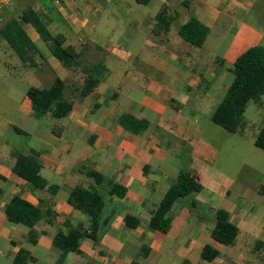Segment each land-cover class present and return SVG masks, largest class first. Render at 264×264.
<instances>
[{
    "label": "crops",
    "instance_id": "1",
    "mask_svg": "<svg viewBox=\"0 0 264 264\" xmlns=\"http://www.w3.org/2000/svg\"><path fill=\"white\" fill-rule=\"evenodd\" d=\"M35 8L49 30L63 34L66 45L82 57L76 69L65 68L35 29L24 24L43 63L33 69L21 60L10 64L28 87L20 96L3 90L0 100V264H15L21 250L33 259L26 264H264V173L248 170L244 163L230 177L220 167L217 151L232 136L241 140L252 123L245 112L227 129L212 126L234 80L229 68L253 47H264V0H151L147 5L135 0H38ZM163 9L173 17L168 33L157 22ZM192 18L209 29L201 48L179 33ZM98 63L108 73L82 98V68ZM56 78L66 83L73 110L62 119L50 113L40 117L27 90L48 89ZM255 104L261 108L263 98ZM123 114L147 120L148 130L141 135L126 131L118 124ZM31 151L42 163L41 177L58 188L56 193L37 190L14 173L19 157ZM89 170L106 181L97 184ZM181 173L199 178L203 190L174 206L169 232L155 231L152 212ZM110 182L126 188L125 197L110 196ZM76 187L105 197L102 235L99 243L85 237L80 252L61 261L54 237L92 230L89 215L69 203ZM15 195L42 212L35 240L28 226L7 218ZM193 201L199 206L193 208ZM218 209L226 210L239 229L232 246L212 237ZM128 215L140 221L137 228L127 226ZM143 246L149 249L146 256ZM206 246L219 252L211 262L202 259Z\"/></svg>",
    "mask_w": 264,
    "mask_h": 264
},
{
    "label": "trees",
    "instance_id": "2",
    "mask_svg": "<svg viewBox=\"0 0 264 264\" xmlns=\"http://www.w3.org/2000/svg\"><path fill=\"white\" fill-rule=\"evenodd\" d=\"M137 3L147 5L151 0H135ZM1 12V11H0ZM173 17L169 16L166 9L159 14L157 22L164 33H168ZM24 24L31 25L40 39L48 46L51 54L58 59L65 68L76 69L80 65L82 53L72 46L66 45V37L63 34L54 35L43 21V14L33 5H27L19 9L0 28V39L5 41L19 59L30 67H36L35 56H43L36 44L29 37L24 29ZM180 36L191 45L203 47L209 29L192 18L181 27ZM220 65L224 62L217 60ZM234 80L229 87L226 96L215 111L212 121L217 126L227 129L234 118L243 115L251 102L258 103L264 96V47L256 46L240 56L234 65L229 68ZM82 72L86 75L84 85L80 88V97L89 96L107 75L108 70L103 63L93 66H85ZM66 83L56 78L52 86L48 89L29 87L27 97L31 102L32 109L40 116L52 114L55 119L68 117L73 110L74 102L66 97ZM118 124L126 131L141 135L149 128V122L144 119H137L132 115L123 114L118 119ZM255 146L264 152V126L255 140ZM42 163L38 154L31 151L29 154L21 155L13 169L14 173L27 181L37 190L49 189L56 193V186H48V183L40 175ZM87 175L93 177L97 184L105 182V178L94 170H89ZM110 196L119 198L125 197L126 188L113 182L109 183ZM203 190V185L199 178L181 173L167 191L162 203L153 212L150 221L151 229L161 233H167L171 229L172 210L181 200L195 196ZM3 190L0 188V197ZM69 203L75 209L86 213L91 218L92 230H72L67 234L59 232L53 240V245L62 252L61 261L69 253H79L81 241L85 237L92 238L95 243L101 239L100 219L106 206L105 197L99 192H91L82 187H76L70 192ZM191 206L196 208L199 204L193 201ZM6 215L9 222L14 224H24L31 229V239L35 240L36 233L34 227L42 218L41 210L24 200L20 195H15L6 208ZM216 226L212 232L215 241L232 246L238 236L239 229L230 221L229 213L224 209L215 212ZM126 224L129 228H137L140 221L128 215ZM149 249L142 248V254L146 256ZM219 252L212 246H206L202 253V259L208 262L213 261ZM33 261L29 252L21 250L15 260V264H26ZM140 264V263H133Z\"/></svg>",
    "mask_w": 264,
    "mask_h": 264
},
{
    "label": "rangeland",
    "instance_id": "3",
    "mask_svg": "<svg viewBox=\"0 0 264 264\" xmlns=\"http://www.w3.org/2000/svg\"><path fill=\"white\" fill-rule=\"evenodd\" d=\"M29 4L37 7L38 0H14L9 7L3 9L0 12V28L14 15L15 12ZM40 42L43 44L42 41ZM9 48L10 47L6 43H3V41L0 39V97L3 94V90L10 89L20 96L23 94V91H25L26 87H28L26 82L15 76L17 69L15 70L13 66H10V64H14L16 60L20 61V59ZM53 58L58 63H60L58 59L55 57ZM35 61L37 65L43 63V60L39 55L35 56ZM23 64L29 69L34 68L30 67L28 64ZM82 64L84 65L85 61H83ZM80 73V71L77 72V77L83 78V75L81 76ZM4 82H11L13 86L11 88L3 87L5 84ZM69 92L74 93L73 89H70ZM262 98L264 100V97ZM0 100H4L3 97H1ZM244 117L245 120H247L249 123H252V125L250 124V126H248L245 130L243 134L244 137L239 140L236 136H232L231 142L228 146L220 144V146L217 148L219 153V165L223 172L227 175H230V177H234L244 163L248 164V170L253 168L260 173H264V152L255 146V139L258 134L256 131L264 124V104L261 108H257L256 104L251 102ZM9 120L20 126V124L15 119L9 118ZM207 121L208 120L206 119V122ZM212 126L217 127L215 124Z\"/></svg>",
    "mask_w": 264,
    "mask_h": 264
},
{
    "label": "built area",
    "instance_id": "4",
    "mask_svg": "<svg viewBox=\"0 0 264 264\" xmlns=\"http://www.w3.org/2000/svg\"><path fill=\"white\" fill-rule=\"evenodd\" d=\"M13 1L14 0H0V11H2L3 9L9 7L12 4ZM55 1L58 2L59 0H55Z\"/></svg>",
    "mask_w": 264,
    "mask_h": 264
}]
</instances>
